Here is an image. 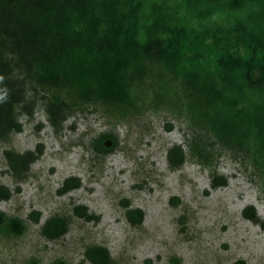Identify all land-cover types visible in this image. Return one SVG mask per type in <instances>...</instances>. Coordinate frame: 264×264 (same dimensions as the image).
I'll list each match as a JSON object with an SVG mask.
<instances>
[{
	"label": "trees",
	"instance_id": "obj_1",
	"mask_svg": "<svg viewBox=\"0 0 264 264\" xmlns=\"http://www.w3.org/2000/svg\"><path fill=\"white\" fill-rule=\"evenodd\" d=\"M146 87L156 88L153 104L182 106L202 130L192 135V150L210 156L197 144L212 138L223 150L244 154L264 186V0H0V141L20 133L19 116L30 117L37 92L57 131L89 105L110 113L134 110ZM89 144L94 155L104 156L116 142L101 133ZM41 152L40 144L23 153L3 151L10 176L23 180ZM184 159L180 145L166 150L168 169ZM209 184L215 189L226 179L212 174ZM79 186L77 177H68L56 193ZM10 197L0 185V202ZM72 214L93 219L82 205ZM240 214L264 231L253 207ZM124 215L131 226L141 223L139 209ZM27 217L37 223L38 213ZM67 227L65 217L51 216L39 232L52 241ZM24 230L22 220L0 212L1 234ZM83 258L89 264L112 261L101 246L86 247Z\"/></svg>",
	"mask_w": 264,
	"mask_h": 264
},
{
	"label": "rangeland",
	"instance_id": "obj_2",
	"mask_svg": "<svg viewBox=\"0 0 264 264\" xmlns=\"http://www.w3.org/2000/svg\"><path fill=\"white\" fill-rule=\"evenodd\" d=\"M155 90L146 87L137 108L125 114L83 107L57 131L46 121L42 92L33 95L30 117L19 116L20 133L0 141V185L11 192L0 212L25 223L19 236L0 233V264H89L83 258L89 246L105 247L110 264H264V231L240 214L251 206L264 221L261 173L244 154L223 150L212 138L197 144L211 154L202 158L191 148L192 135L202 130L182 106L153 104ZM101 133L116 142L104 156L94 155L89 144ZM38 144L40 157L16 182L2 152L23 153ZM174 144L185 159L170 170L165 154ZM212 174L223 176L225 186L210 188ZM68 177H77L79 188L57 194ZM77 205L93 219L74 217ZM135 208L142 220L131 226L124 213ZM30 212L38 213L37 223ZM51 216L65 217L68 227L48 241L39 229Z\"/></svg>",
	"mask_w": 264,
	"mask_h": 264
},
{
	"label": "water",
	"instance_id": "obj_3",
	"mask_svg": "<svg viewBox=\"0 0 264 264\" xmlns=\"http://www.w3.org/2000/svg\"><path fill=\"white\" fill-rule=\"evenodd\" d=\"M109 144H110L109 141H105V142H104V147H105V148H108V147H109Z\"/></svg>",
	"mask_w": 264,
	"mask_h": 264
}]
</instances>
